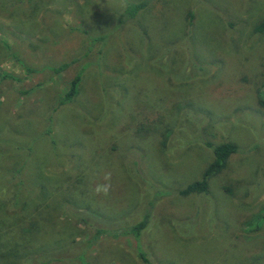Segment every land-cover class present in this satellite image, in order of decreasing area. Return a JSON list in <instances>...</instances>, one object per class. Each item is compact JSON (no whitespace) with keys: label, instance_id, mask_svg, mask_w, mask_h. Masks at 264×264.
<instances>
[{"label":"rangeland","instance_id":"obj_1","mask_svg":"<svg viewBox=\"0 0 264 264\" xmlns=\"http://www.w3.org/2000/svg\"><path fill=\"white\" fill-rule=\"evenodd\" d=\"M124 1L0 0V264H264V0Z\"/></svg>","mask_w":264,"mask_h":264},{"label":"trees","instance_id":"obj_2","mask_svg":"<svg viewBox=\"0 0 264 264\" xmlns=\"http://www.w3.org/2000/svg\"><path fill=\"white\" fill-rule=\"evenodd\" d=\"M147 1L148 0H133V1L125 0L124 1L125 4H124L122 10L119 12H116L117 16H118L117 22L119 23V21H121V19H120L121 16L123 17V20L121 21V23L132 20V18H135V16L138 14V12H140L142 9L145 8ZM125 18H127V19H125ZM118 23H117V27L119 26ZM253 30L255 32H258V33H263L264 32V19H262L258 23H256L253 26ZM89 39H90L89 42L98 43L99 46L101 45L100 46V48H101L107 42V35H106V33L99 34L96 36L89 37ZM89 48H90V46L88 47V50H89ZM106 51H107V48H106ZM76 59H77L76 57H73L70 61L61 62L58 65H46V66H44V68L49 70L53 74H58V73L63 72L68 67V65L70 63H74L76 61ZM19 63L24 67V69L26 70L27 73H31V72L36 71L35 68H32V67L25 65L22 61H19ZM85 66H86V64L81 65L77 69L75 74L69 79V82H68L66 89L64 90L63 94L60 96V98L57 102L58 106L66 105V104H69L70 102L73 101L75 93L77 91L78 83L81 79V75H82V72H83ZM257 101H258L259 105L264 107V82L262 85V89L258 92ZM44 132H46L47 134L50 133L48 128H46L45 131H43V133ZM52 142H54V141H52ZM207 146L210 147L211 152H212L211 161L202 170L200 177L186 183L181 189H179L178 194L184 196V195H188L191 193L198 194V193L208 192V180H209V178L212 177L213 175H215L216 173H218L219 171H221L224 168L228 157L231 154L237 152V150H238L236 143H234L233 141H229V140L222 141V142H219L216 144L207 143ZM22 169H23V166H20L19 168H17L15 170V172L17 174L18 173L20 174L22 172ZM19 177H20V175L18 176V178ZM21 182L22 181L19 179V181L17 183L19 184ZM77 213H80V212L77 211ZM73 214H75V212H73ZM95 222L102 223L101 220L99 221V219L96 217H91V218L86 217V220H83L82 223L89 225V226H93V223H95ZM147 222H148L147 215L144 214L141 216L139 221L135 222V224L132 225L131 230L133 232H136V235H138V233L147 225ZM132 228H134L135 230ZM94 230L96 233H99V234L103 231L102 228H100V226L94 228ZM137 255L146 264H151L149 261L146 260L144 254L141 251H137ZM83 264H87V263L83 262Z\"/></svg>","mask_w":264,"mask_h":264},{"label":"clouds","instance_id":"obj_3","mask_svg":"<svg viewBox=\"0 0 264 264\" xmlns=\"http://www.w3.org/2000/svg\"><path fill=\"white\" fill-rule=\"evenodd\" d=\"M103 179L105 182L97 184L94 188V192L97 195H100V194L108 195V193L110 192L112 188L111 173L110 172L105 173Z\"/></svg>","mask_w":264,"mask_h":264}]
</instances>
